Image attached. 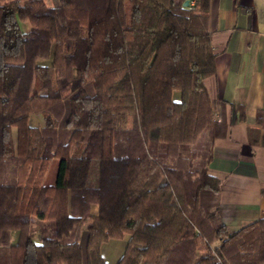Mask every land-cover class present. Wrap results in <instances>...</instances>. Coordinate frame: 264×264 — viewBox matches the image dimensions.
<instances>
[{"label":"trees","instance_id":"1","mask_svg":"<svg viewBox=\"0 0 264 264\" xmlns=\"http://www.w3.org/2000/svg\"><path fill=\"white\" fill-rule=\"evenodd\" d=\"M184 1L0 0V264H108L125 234L115 264H264V216L229 230L199 199L227 123L205 87L211 0Z\"/></svg>","mask_w":264,"mask_h":264},{"label":"crops","instance_id":"2","mask_svg":"<svg viewBox=\"0 0 264 264\" xmlns=\"http://www.w3.org/2000/svg\"><path fill=\"white\" fill-rule=\"evenodd\" d=\"M210 28L215 73L205 78V87L227 133L216 138L208 164L221 187L202 190L199 199L235 230L264 216V127L250 130L257 112L264 110V0H211ZM35 117L32 125L42 126V115ZM64 165L65 159L53 157L44 184H60ZM165 256L146 264H162Z\"/></svg>","mask_w":264,"mask_h":264},{"label":"rangeland","instance_id":"3","mask_svg":"<svg viewBox=\"0 0 264 264\" xmlns=\"http://www.w3.org/2000/svg\"><path fill=\"white\" fill-rule=\"evenodd\" d=\"M30 26V23L28 20L23 21L22 23V29L27 30ZM2 41V38L0 37V43ZM52 58H53V49L51 50V54L49 57H40L37 59V64L39 65H52ZM179 91H176L174 93V97L178 98ZM35 116H41V114H31L29 117V121L31 124H35ZM64 161V160H63ZM91 210L93 212H96V205L91 206ZM86 229H83L81 237H80V243L84 244L86 239ZM129 238V234H125L123 237L120 238H109L105 241H103L100 245V252L103 255V257L106 259L108 264H115L120 255L123 253L126 242ZM166 257V256H165ZM165 259V258H164ZM164 261V260H163ZM163 263V262H162Z\"/></svg>","mask_w":264,"mask_h":264},{"label":"water","instance_id":"4","mask_svg":"<svg viewBox=\"0 0 264 264\" xmlns=\"http://www.w3.org/2000/svg\"><path fill=\"white\" fill-rule=\"evenodd\" d=\"M188 2H189V0H185V1H184V5H187Z\"/></svg>","mask_w":264,"mask_h":264},{"label":"built area","instance_id":"5","mask_svg":"<svg viewBox=\"0 0 264 264\" xmlns=\"http://www.w3.org/2000/svg\"><path fill=\"white\" fill-rule=\"evenodd\" d=\"M192 3H193V0L190 2V6L192 5Z\"/></svg>","mask_w":264,"mask_h":264}]
</instances>
